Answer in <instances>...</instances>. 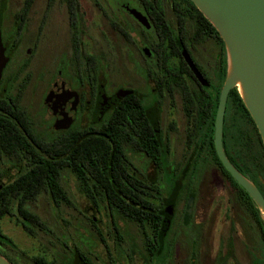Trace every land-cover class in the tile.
<instances>
[{
	"label": "flooded vegetation",
	"instance_id": "flooded-vegetation-1",
	"mask_svg": "<svg viewBox=\"0 0 264 264\" xmlns=\"http://www.w3.org/2000/svg\"><path fill=\"white\" fill-rule=\"evenodd\" d=\"M128 1L147 23L129 14L117 0H95L110 31H100L106 49L103 54L90 52L99 59L97 64H91L85 54L87 12L82 0L81 53L74 59L70 13L62 0H55L46 26L56 17L62 18L66 27L59 32L60 42L57 51H51L53 60L49 67H40L46 52L42 47L44 33L39 39V29L52 0H45L37 10L40 21L31 47L22 42L36 2L27 27L20 30L22 0L13 12L10 31L6 30L2 11L3 7L7 9L8 0L1 4L0 36L8 61L0 78V185L6 182L0 195L15 180H53L55 141L65 135L72 141L62 182L72 205H56L53 195L44 192L26 207L38 214L33 209L44 197L54 209H74L85 216L95 236L84 228L80 234L69 232L65 243L67 264H239L231 233L219 244L214 258L206 259V233L212 234L216 211L210 214L208 223L194 220L200 176L210 166L257 228L211 153V136L215 147L216 118L228 70L226 44L219 32L217 37L211 30L185 28L186 24L176 17L173 4L166 1L163 10L176 35L174 46L180 49V55L170 61L161 55L160 61L156 60L149 46L155 31L148 4ZM124 11L137 28L126 21ZM113 24L121 25L127 34L114 29ZM65 30L67 47L61 40ZM111 35L117 42L120 39L122 48L115 45ZM59 51L65 53L56 58ZM113 99L116 101L106 108ZM240 121L246 135L247 120ZM232 123L229 95L223 147L226 156L232 154L235 158L230 148ZM89 135L100 141L98 157L91 159L85 157L86 148L77 149L75 144V140H86ZM78 154L85 156L77 158ZM248 156L247 150L242 149L235 160L243 167L248 164ZM76 160L79 166L73 169ZM98 180L110 181L112 188H98ZM259 180L264 185L260 177ZM72 198H78V203ZM48 226L49 230L42 232L44 241L54 235ZM258 233L261 238L259 230ZM4 236L9 242L0 243V254L13 264H20L21 260L9 254L16 251L17 244L7 233Z\"/></svg>",
	"mask_w": 264,
	"mask_h": 264
},
{
	"label": "trees",
	"instance_id": "trees-1",
	"mask_svg": "<svg viewBox=\"0 0 264 264\" xmlns=\"http://www.w3.org/2000/svg\"><path fill=\"white\" fill-rule=\"evenodd\" d=\"M4 0H0V6L3 4ZM55 0H52V4L49 8V11L46 17L43 19L40 25L39 39L43 36L44 29L48 22V17L51 9L53 8V3ZM146 5L147 10L150 13V18L152 22V30L155 31V35H152L151 41L149 43L150 48L154 53L156 60L164 56L165 61H170L171 58L177 57L180 55V49L175 47L176 35L173 33L172 27L169 25V22L166 20V16L163 10L164 3L169 1L173 4L174 13L184 25L186 24L187 29L193 31H198L200 29L211 30L218 37L217 29L204 17V15L198 10V8L190 0H141ZM36 0H24V5L18 14V27L20 30H24L27 27V19L30 16V12L35 4ZM69 10L70 13V29H71V42L73 45L72 48V59H74L78 54L81 53L80 50V14L81 9L80 0H62ZM182 24V25H183ZM114 29L126 33L124 28L121 25L113 24ZM127 34V33H126ZM20 37H17L19 40ZM78 47V48H77ZM87 60L91 64H97L99 59L90 52H85ZM232 111H233V123L231 130V142L230 148L231 152H234L236 157H240L242 149L247 150V153L250 160L255 162V165L258 166L257 171H253L250 168V165L245 164L243 167L239 165L234 156L231 154L227 156L229 161L238 169V171L244 176L248 177L249 180L259 189V191L264 196V185L259 180L258 173L264 178V144L261 139L260 134L256 124L246 107L239 90L235 87L230 93ZM236 112V113H235ZM247 120V134L245 135L242 128V121L240 119ZM72 141L70 137L61 135L56 138L54 146V178L50 181H43L39 179H25V180H15L14 182L8 184L0 195V243L4 244L8 239L4 236L3 222L6 218L10 217L16 225L21 226L24 232L31 238L36 239L38 232H46L49 230L48 223L44 221L38 214L29 210L26 206L30 202H36L39 200L40 196L46 192L51 193L54 197L56 205H72L71 199L69 198L65 187L63 185V173L69 166V160L67 157L68 145ZM77 144V149L82 147L86 148V156L78 154L77 158L85 156L88 159L98 157L96 154L97 149L99 148L98 139L91 138L90 135L86 140L80 141L79 139L75 140ZM100 142V141H99ZM255 146H258L259 153L256 154ZM211 153L216 161V164L222 170V173L226 180L228 181L230 188L238 197L241 205L247 211L248 215L251 216L253 222L257 226L261 240L263 244V259L260 261L261 264H264V217L258 208V205L253 200V198L241 187L231 176L228 170L219 160L215 147L213 144V139L211 136ZM246 147V149H245ZM261 159L259 163L258 159ZM258 163V164H257ZM76 166H79V163L73 161L72 168L76 169ZM48 165H46L47 171ZM79 175V171H77ZM40 184V186H38ZM94 184V182H93ZM98 188L108 189L112 188V184L107 180H98L95 184ZM131 216V215H130ZM136 217L141 215L136 214ZM136 219V218H135ZM153 220V218H150ZM233 252V251H232ZM2 255V254H1ZM29 259L34 264H59V261L56 258H51L47 253H38L32 255ZM12 264L13 262L10 261ZM259 263V262H258Z\"/></svg>",
	"mask_w": 264,
	"mask_h": 264
},
{
	"label": "rangeland",
	"instance_id": "rangeland-1",
	"mask_svg": "<svg viewBox=\"0 0 264 264\" xmlns=\"http://www.w3.org/2000/svg\"><path fill=\"white\" fill-rule=\"evenodd\" d=\"M44 1L45 0H36V4L30 16L28 32L22 42V45L26 47H31L36 38L40 21V14H37V10H39L42 3L44 4ZM100 1L103 3L111 2L112 0ZM21 2L22 0H8L7 9L6 7L2 8V11L5 14V26L7 31H10L13 24V12L18 9ZM82 2L87 12L85 41L88 45V51L91 53L103 54L106 45L100 37V31L109 33L110 30L108 23L96 8L95 0H82ZM117 2L121 4L124 10L129 14L137 12L136 9L134 10L131 8L133 7V3L130 1L117 0ZM123 15L127 17L126 21H129L135 28H137L135 22L129 18L130 16L126 12L123 13ZM65 27L66 25L65 22H63V19H57L56 17L50 20L46 26L42 42V47L45 48L46 55L40 67L44 65L46 67L50 66L53 60L51 51H53V53L57 51V44L60 42L59 32ZM111 39L114 40L115 45H119L120 48H122L123 43L120 39L118 40L119 42H117L112 35ZM61 40L65 44V47H67L68 32L66 30L63 31ZM64 53L65 52L63 51H59L56 58L62 57ZM231 67L232 64L228 58L226 81L230 80ZM119 82H122V79H119ZM237 89L239 88L237 87ZM255 152L256 154L259 153L258 146H255ZM257 159L258 162L261 163V159ZM254 164L255 162L248 159V165H250V168L253 171H256V169L259 170L258 166ZM214 172L216 171H213L210 166H206L201 173L194 219L195 223L198 224H203L204 222L208 223L210 214H213L215 211V214H217L214 219L215 224L213 226L212 234L208 236L206 233L204 246L206 259L211 260L214 258L218 253L219 244L226 241L229 233H231L235 238L234 242L237 262L239 264H259L258 261L263 258V248L258 230L252 223L251 219L238 206L233 195L230 193V190L226 187L221 178L215 175ZM258 175L264 183V178L259 173ZM72 199L75 203H78L79 201L78 198ZM33 210L50 225L54 233L49 240L46 238L47 241H44L42 232H38L36 239L29 237L24 232L23 228L16 225L10 217L6 218L3 222L4 232L12 237L15 244H17L16 251H9V254L13 258L19 261L21 260L19 262L20 264H34L29 257L38 253H47L51 258H56L59 261V264H67L65 243L68 238V233L76 232L80 234L82 228H84L87 229L91 235L95 236V233L92 232L91 228L88 226L85 216L74 209L65 207L54 209L46 198L41 197L38 207H35ZM49 241L50 243H48ZM20 251H23L24 254Z\"/></svg>",
	"mask_w": 264,
	"mask_h": 264
},
{
	"label": "water",
	"instance_id": "water-1",
	"mask_svg": "<svg viewBox=\"0 0 264 264\" xmlns=\"http://www.w3.org/2000/svg\"><path fill=\"white\" fill-rule=\"evenodd\" d=\"M217 29L224 40L228 58L232 64L235 76H238L247 92L248 99L240 95L248 108L264 144V0H190ZM140 22L137 12H133ZM186 59L193 71L199 76L192 60ZM4 55L3 43L0 36V78L7 63ZM200 77V76H199ZM201 78V77H200ZM237 88L232 75L221 92L220 103L216 118L215 148L217 154L234 180L245 189L258 205L264 217V196L248 177L241 174L227 158L223 147V122L225 105L232 89ZM239 90V89H238ZM116 99L105 105L109 108ZM6 182L0 185V189ZM0 264H12L0 254Z\"/></svg>",
	"mask_w": 264,
	"mask_h": 264
},
{
	"label": "bare ground",
	"instance_id": "bare-ground-1",
	"mask_svg": "<svg viewBox=\"0 0 264 264\" xmlns=\"http://www.w3.org/2000/svg\"><path fill=\"white\" fill-rule=\"evenodd\" d=\"M231 75H232V78H233V82L235 83V85H237V87L239 88V91L241 92V94L244 96V98L246 100H249L247 92L245 90V87H244L241 79L238 76H235V74L233 72L231 73Z\"/></svg>",
	"mask_w": 264,
	"mask_h": 264
}]
</instances>
